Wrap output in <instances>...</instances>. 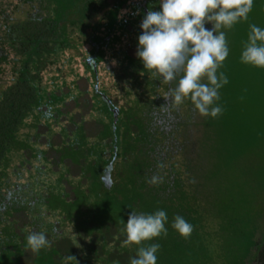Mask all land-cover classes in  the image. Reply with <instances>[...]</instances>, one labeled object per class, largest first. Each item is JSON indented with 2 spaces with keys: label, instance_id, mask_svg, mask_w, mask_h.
Segmentation results:
<instances>
[{
  "label": "trees",
  "instance_id": "trees-1",
  "mask_svg": "<svg viewBox=\"0 0 264 264\" xmlns=\"http://www.w3.org/2000/svg\"><path fill=\"white\" fill-rule=\"evenodd\" d=\"M53 1L54 3L51 4L53 6L45 8L49 12L52 11V17H45L41 20L29 18L22 22L16 21L12 25H8V31H3V37L0 35V42L7 43L9 46L7 51L9 57L3 53V50L0 54V80L2 78L0 82V200L3 198L2 190L5 189L7 174L18 168L17 164L10 169L3 164L6 156L4 149L8 148L6 146H10L14 142L23 143L21 155L25 161L30 163L31 159H34V163H37L38 160L35 159L37 153L34 149L36 142L32 137L36 134L35 127L41 115L39 108L43 104L50 105L52 110L57 113L55 118H58L59 115H62L60 105L72 93L70 90L63 91L64 82L71 79H67L68 74L61 71L66 70L65 65L70 62L68 54L70 55L69 50L75 47V40L70 39L74 35L68 29H64L67 28L70 19L65 16L61 19V14L64 15L68 7L79 5V2H77L78 0ZM77 37L79 38L78 35ZM5 67L11 68L12 71L11 76L6 75L9 78L13 77V79H9L10 83L8 84L3 83L6 76L2 77V71L6 69ZM76 68L78 69V67ZM253 80L254 92L252 95L264 104L262 99V97L264 98V68H259L256 71ZM244 97L239 98L238 101H244ZM233 103L237 104L236 101ZM237 108L229 118L232 119L233 127L240 119L238 116L240 110ZM69 113L67 112L66 115ZM50 119L54 118L48 116L43 120L49 123ZM69 119H72V114ZM239 129L241 128L239 127ZM239 129L231 135L238 138L235 143L239 146L243 142L249 141L250 143L251 136L247 137ZM142 131L143 129L136 136L137 149L135 143L131 144L129 139L124 140L122 137H118L117 148H115L114 154L112 149L109 156L110 159L114 158L113 179H111L113 182H111L115 183L120 180L121 174L129 177L126 181V188L122 189L123 193L118 192V194L124 202L123 205L127 206L130 212L132 210L151 214L156 210H164L167 213L168 221L165 225L168 229L167 236L153 238L146 242L160 244L157 264H264V220L262 221V216L251 215V204L246 193L250 186L241 187L243 184L239 186L236 181L223 182L220 180L215 183L218 196L214 204L209 200L204 201L199 194L195 193L196 191L194 192L193 185L186 178L184 161L187 157L177 148L181 132L171 129L163 133L145 134L144 132L143 134ZM207 142L200 138L194 147L192 146L191 151H196L195 149L199 148L201 144L205 145ZM25 144L28 146L25 147ZM220 144H217L218 147ZM27 149L32 152L31 155H26ZM42 153L38 165H43L41 164L43 161L45 164L38 168L40 172H44L47 167L51 168L49 159L43 157ZM209 153L208 155L211 157V152ZM100 155L103 158L102 150ZM231 159L227 160V164L231 163ZM216 162L214 170V163H210L211 171L207 175V185H213L211 177L222 173V165L226 164L219 161L218 154ZM121 167H125L124 173L121 172ZM99 168L100 166L98 173ZM31 170L34 171L33 167ZM154 176L158 179L156 184L149 182ZM41 177L39 179L43 184L49 179L46 175L44 176L46 180ZM193 178L195 177L190 180ZM47 186L49 188V185ZM116 188L115 190H117ZM62 190L61 194L65 200H73L69 199L68 193L64 189ZM49 197L50 190L48 189L45 199L48 200ZM46 207L55 213L56 210L53 209L52 204H47ZM11 208L14 211L23 209L19 206ZM4 212V214L0 212V244L3 247L6 246L8 251H13L20 247L21 243L26 245V236L29 230L26 231L24 228L19 235L15 225L16 221L8 219L11 216L8 213L11 211L5 210ZM31 213L35 216L36 210ZM89 215L91 214L89 213ZM176 215L184 217L193 226V231L187 239L182 238L171 227L173 217ZM127 218L128 216L122 221L126 223ZM114 224L113 238L108 241L104 237L105 233L101 231V235L99 234L95 239V244L99 248L89 246L90 254L85 255L84 264H89L90 260H93L94 264H129V259L135 256L134 252H136L137 246L125 242V238L120 232L122 224H117V226L116 223ZM261 226L263 228L260 236L256 237L258 235L256 231ZM89 239H92V235L88 237L87 241ZM72 241L74 246H80L75 238ZM99 250L101 255L97 254ZM7 253L8 257L12 258L13 252ZM123 256L126 259L123 260Z\"/></svg>",
  "mask_w": 264,
  "mask_h": 264
},
{
  "label": "rangeland",
  "instance_id": "rangeland-1",
  "mask_svg": "<svg viewBox=\"0 0 264 264\" xmlns=\"http://www.w3.org/2000/svg\"><path fill=\"white\" fill-rule=\"evenodd\" d=\"M84 4V7L78 4L68 7L66 11L70 15L67 13L64 15L63 13L61 14V19L64 16L70 19V22L67 23V28L64 29H68L70 33L74 35L71 36L70 39L75 41L77 40L75 35H83L85 30L87 28L89 30L92 24L90 20L87 22L84 17L91 3L89 0H84ZM99 5L100 3L98 6ZM47 6H49L48 0L45 2L41 0L39 5H35V8H38L37 11L40 17L49 16V12L45 11V7ZM17 8V6H10L8 13L15 18H23V14L19 13ZM103 11L118 13V6H115L113 1H109L104 4ZM92 16L93 15H91L90 19L93 22L96 17H104L101 14H97L95 17ZM263 16L264 0H254V7L249 13L247 21H241L235 24L231 29H221L226 32L230 50L228 57L223 61V67L219 69V71L223 72L228 78V83L219 90L220 100L217 102L220 104L219 106L223 105V112L217 118L205 117L195 111L192 104L189 107L187 106L189 118L185 116V118L183 117V120L180 121L184 123L179 130V132H181V138L179 142H177V148H179L182 154H186L187 158L184 161L185 175L188 182L193 185L194 192L196 191L195 193L199 194L204 201L209 200L214 204L218 196L215 186L217 181H236L239 186L243 184L241 187L248 185L250 188L246 193L251 204V215L253 214L255 217L262 216V221L264 220V104L260 99L258 100L252 95L254 92L253 76L259 68L241 63L239 57L242 51V42L247 39L249 25L256 24L264 28ZM94 23L98 24V20ZM99 26L102 27V24ZM211 27V23H207L206 28L211 29ZM73 30H75V32H73ZM68 56L69 58H73V56L70 57L69 54ZM74 62L76 63L75 59H70V62L65 65L66 70H62L61 72L68 74L66 78L71 79V85L76 93V88H78V86H76V79L79 73L82 74L84 71L83 69L78 70ZM126 66L127 68L130 67L128 64H126ZM5 68L6 69L2 71V77L5 76V73L11 71L8 67ZM88 74L90 75V72ZM4 82L6 83L5 78L3 79V83ZM78 85L84 88L85 81L79 80ZM63 91H67V88L64 87ZM127 94L132 96L134 93ZM243 96H245L243 98L244 101H238V99ZM92 98L95 97L93 96ZM262 99L264 100L263 97ZM233 101H236L237 104L235 105ZM90 105L86 95L79 97L78 107L80 111L74 112L71 120L74 122L83 121V128L85 131L80 126V123H78L76 126L78 128V135H75L72 142L68 144L63 141L60 143V136L58 133L49 135L50 142L56 145L53 147V150L47 148V153L43 156L52 159L54 183H51L53 191L50 192L47 204H52L54 206L53 209L56 210L54 213L56 214V218L50 219L56 221L54 223L51 222L53 224L55 236H49V246L41 249L39 253H33L24 243H21L18 248H15L13 245L15 248L13 251H8L6 246L3 247V245L0 244V264H61L62 257L66 255H73L76 257L79 264H84L85 255L90 254L89 246L99 248V246L95 244V239L99 236L100 232L102 231L105 233L104 237H106L108 241L111 240L115 234L114 223H116V226L117 224L121 225V220H124V218L129 215L130 210L127 206L123 205L124 202H122V198L118 194V192L123 193L122 189L126 188V181L129 177H125L121 174L120 180L112 183L113 180L109 182L108 179L105 178L106 181H104L103 178L99 176L98 167L102 163L100 151L103 148V143L99 142L112 134V125L117 121V119L114 118L117 111L120 112V117L130 118L137 128L142 126L137 116V111L139 108H142L141 98H134L133 96L130 99L128 98L124 104L115 108L113 118L112 114L108 112L106 108H103L100 114H98L104 117L101 126L97 123L96 118H92L91 120H85L83 118L85 113L90 109ZM74 106L75 103L73 100H68L63 103L60 109L62 115H59V120L58 118L49 120V123H47L49 129L51 131H58L60 128L63 135L62 137H66L67 133L65 132L63 122L65 120L67 121L66 126L68 130H73L75 126L73 122L66 118L65 112L71 111ZM236 107L240 110L238 112L240 119L233 127L232 119L229 118H231L232 114L236 111ZM43 110H45V107H43ZM68 117H70V114ZM188 123L190 124L187 125ZM118 125H120L117 129L118 132L127 131L124 122H119ZM118 125H116V127ZM208 126L209 128H207ZM239 127L241 129H239ZM256 127L257 129H255ZM46 128V125H41L38 131L43 132ZM238 129L242 130L247 137L250 135L253 140L251 139L250 143L249 141L247 143L243 142L241 146L236 144L235 142L238 141V138L231 135L236 133ZM138 134H134V140H131V144L137 142L136 136ZM200 138L208 142L205 145L201 144L199 148L195 149L196 151L192 152V146L194 147L196 141ZM39 140L40 142H44L46 138L41 137ZM59 143L60 146H58ZM218 143H221L219 147L217 145ZM27 146L28 145L25 144V147ZM6 147L8 148L4 149V154L6 153V156L3 164L10 169L14 168L16 164L19 167L22 163H25L27 165H24V169L22 168L21 171L23 172L25 170V174L31 175L30 167L25 168L28 166L29 161H25L24 157L21 155V147H24V144L14 142ZM209 152H211V157L208 155L210 154ZM31 154L32 152L27 149L26 155ZM217 154L219 155V161H221V163L225 162L226 164L225 166L222 165V173H217L215 176L213 175L211 177L213 185H207V175H209L211 171L210 163H214V170L216 168L214 167L215 164L217 165V162L215 163ZM229 158H234V160L231 159V163L227 164ZM65 159L71 162L65 161ZM33 160L34 159H31V166L34 164ZM64 162H66L69 168H63ZM41 164L44 165L45 161ZM38 167L41 168L42 165L39 164ZM21 171L19 172L22 173ZM124 171L125 167H121V172L124 173ZM40 173H42L41 175L46 174L47 177L52 176L50 174V167L46 168V172ZM219 174L222 175L219 176ZM192 177L195 178L190 180ZM110 179H113V174L111 173ZM61 181H65L62 184L64 190L68 193L69 199L72 198L73 200H65L62 196ZM49 183L50 182H47V185ZM114 185L115 187H113ZM115 188L117 190H115ZM4 199L5 197L0 200L1 203ZM14 206L16 205L14 204ZM89 213L91 215H89ZM53 216L55 217V215H52V217ZM11 218L17 220L16 228L19 235L23 232L22 229L25 225V230H29L27 233L31 231L39 232V220L36 221V218L30 216L29 213L17 211L11 215ZM41 221L44 220L41 219ZM30 223H32L33 228H31ZM262 228V226L258 228V231H256L258 235L256 237L260 236L259 234ZM91 235L92 239L87 241L88 237ZM73 238L79 242V247L73 245ZM6 251L13 252L14 257L12 256V258H9V254ZM97 254L101 255V251L99 250ZM91 256L93 259L92 254ZM124 259H126L125 256H123V260ZM72 263H74V261L71 262V264ZM89 264H94V261L90 260Z\"/></svg>",
  "mask_w": 264,
  "mask_h": 264
},
{
  "label": "flooded vegetation",
  "instance_id": "flooded-vegetation-1",
  "mask_svg": "<svg viewBox=\"0 0 264 264\" xmlns=\"http://www.w3.org/2000/svg\"><path fill=\"white\" fill-rule=\"evenodd\" d=\"M15 1L16 3L11 2L10 0H0L1 37H3L4 30H9L8 25L10 26L16 21L19 22L20 20V22H22L24 19L29 18H36L38 20L45 18L40 17L37 11L38 8H35V5H39L41 0ZM48 1L49 6L45 8L50 7V5L54 3L53 0ZM89 1L91 3L90 8L86 11V15L84 17L86 18L87 22L90 20L92 24L89 30L87 28L83 35H79L77 41L74 42L75 47H72L69 50L70 57L73 56V58L70 59H75V64L78 67V70L83 69L84 72L82 74L79 73V76L76 79V86H78V88H76V93L73 89V86L71 85V80L64 82V87L67 88V91L65 92L70 90L72 93L68 95V98L65 99L63 103L68 100L74 101V108L71 111H68L70 112L69 114H72L73 116L74 112L80 111V108L78 107V98L86 95L87 101L91 105L90 109L85 113L83 118L85 120L96 118L97 123L100 126L103 124L102 121L104 117L98 114H100L103 108H106L108 112L112 114L113 118L115 108H118V106L124 104V102L128 100V98L130 99L132 96L134 98H141L142 105V108H139L137 111V116L140 119L142 126L137 128L130 118L120 117V112L116 110L117 112L114 118H116L117 121H115L112 125V134L108 135L99 142L103 143V158L102 163L99 165V176H101V178L106 181L105 175L113 173L114 158L112 157L110 159L109 156L111 150L113 149L114 154V150L117 148L116 144L118 137H122L124 140L129 139L131 141L134 137V134L141 132V129H143V134L144 132L145 134H149L150 132L163 133L171 129L180 130L184 123L180 121H182L183 117L185 118V116H188L187 118H189L188 107L191 106V102L185 100L183 104L177 106L172 101L166 100V92L168 88L173 87L174 84H165L162 79L154 80L150 73L143 68L142 62L135 55L138 43L137 38L142 31L139 25L149 9L152 11L160 10L159 0ZM109 1H113L115 6H118V13H108L109 11H103L104 4L108 3ZM77 2H79V5L84 7V0H78ZM99 3L100 5L98 6ZM10 6H17L19 13L23 14V18H15L14 16H11V14L8 13ZM45 11H48V9H45ZM97 14H101L104 17H96L94 22L98 20V24H95L93 21H91L90 17L91 15L95 17ZM47 17H52V11L49 12V16ZM100 24H102V27L99 26ZM205 27H207L206 24ZM0 49V52L3 50V53L7 54V57H9V53L7 52L9 46L7 43L4 44V42H0ZM0 54H2V52ZM126 64H128L130 67L127 68ZM9 69L11 70V68ZM89 72L90 75L88 74ZM7 74L11 76L12 71L5 73V76ZM9 79H13V77L9 78V76H6V83L4 82V84L10 83ZM79 80L85 81L84 88H81L78 85ZM127 93L134 94L129 96ZM93 96L95 98H92ZM63 103L60 105V109L63 106ZM43 107H45V110H43ZM39 110L41 111L40 119L38 120L35 127L36 134L32 137L36 142L34 143V149L37 153L35 159L38 161H36L37 163H34L35 161H33L34 164L32 166L30 163H28V166L25 167H30V169L33 167L34 171L31 170V175L25 174V170L23 172L21 171L23 168L22 166L27 165L25 163H22V165L17 169H13L11 173L7 174V182L4 187L5 189L4 191L2 190V195L5 197V199L1 203L2 205L0 206V212L4 214V211L7 210L11 211L8 214L12 215L14 212L22 211L24 213H29L30 216H33L31 212L36 210V215L33 217L36 218V221L39 220L38 230L39 232L40 230L45 232L48 235L47 238H49V236H55L52 223L56 222L55 220H50L52 218H56V214H54V211L48 210L46 207L48 200L45 199L46 195H48V189L50 192L53 191V188L50 186L51 183H54L52 159L46 156L49 159V165L51 166L50 174L52 175L48 180H46V177H44L46 174L41 175L42 173H40L38 170L39 159L42 152L43 155H46L47 148H51L53 150V147L56 145H53L50 142L49 135L58 133L60 136V143L63 141L64 143L68 144L72 142V139L75 135H78V128L76 127L77 124L80 123V126L83 128V121H71L72 119H69L68 115H66V118L73 122L75 127L73 130H68L66 126L67 121L63 120V126L65 132L67 133V136L63 138L60 128L58 131H51L48 127V124L43 120L48 116L55 118L57 117V113L54 112L51 106L47 104H43ZM66 113L67 112H65V114ZM119 122H124L127 127L126 132H118L117 129L120 126L118 125ZM41 125H46L47 127L43 132L38 131V128ZM116 125L118 126L116 127ZM41 137H45L46 140L44 142H40L39 139ZM60 143L58 146H60ZM135 145V148L137 149L138 142H136ZM65 161L70 160L65 159ZM67 167L68 165L66 162H64L63 168ZM40 176H42L41 178L43 180H46L45 184L40 181ZM47 182H50L48 184L49 188L47 186ZM64 182L65 181H61V185ZM62 189H64V187ZM14 204L16 206L23 207V209L17 211L12 210L11 207H16ZM52 215H55V217H52ZM8 219L11 220L13 218L10 216ZM41 219L44 221H41ZM15 221V225L17 226V220ZM30 226L33 228L32 223H30ZM25 227L26 225L22 230H24Z\"/></svg>",
  "mask_w": 264,
  "mask_h": 264
},
{
  "label": "clouds",
  "instance_id": "clouds-1",
  "mask_svg": "<svg viewBox=\"0 0 264 264\" xmlns=\"http://www.w3.org/2000/svg\"><path fill=\"white\" fill-rule=\"evenodd\" d=\"M160 10L149 9L139 27L136 57L154 80L162 79L168 88L165 99L180 105L188 100L205 117L217 118L223 112L217 104L219 90L228 83L219 71L229 55L226 32L241 21H247L254 0H159ZM211 23V29L205 27ZM240 62L264 68V28L249 25L246 41L242 42ZM150 183H158L152 177ZM167 213L156 210L148 214L132 211L127 222L121 220V234L129 245H136L129 264H157L158 243H146L167 236ZM171 227L187 239L193 226L180 215L173 217ZM49 246L45 232L31 231L26 247L33 253ZM79 264L76 257L66 255L61 264Z\"/></svg>",
  "mask_w": 264,
  "mask_h": 264
},
{
  "label": "water",
  "instance_id": "water-1",
  "mask_svg": "<svg viewBox=\"0 0 264 264\" xmlns=\"http://www.w3.org/2000/svg\"><path fill=\"white\" fill-rule=\"evenodd\" d=\"M106 177V179H108L109 180V182H111V179H110V174H108V175H105ZM109 187V186H108Z\"/></svg>",
  "mask_w": 264,
  "mask_h": 264
},
{
  "label": "crops",
  "instance_id": "crops-1",
  "mask_svg": "<svg viewBox=\"0 0 264 264\" xmlns=\"http://www.w3.org/2000/svg\"><path fill=\"white\" fill-rule=\"evenodd\" d=\"M11 2H15L16 3V1L15 0H10ZM79 36V35H78ZM75 37H77V35H75ZM78 38V37H77Z\"/></svg>",
  "mask_w": 264,
  "mask_h": 264
}]
</instances>
